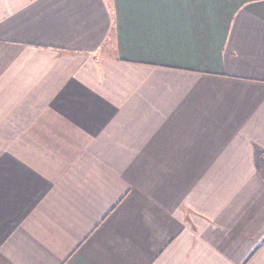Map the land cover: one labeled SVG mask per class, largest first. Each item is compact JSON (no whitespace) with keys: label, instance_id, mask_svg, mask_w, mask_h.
<instances>
[{"label":"crops","instance_id":"1","mask_svg":"<svg viewBox=\"0 0 264 264\" xmlns=\"http://www.w3.org/2000/svg\"><path fill=\"white\" fill-rule=\"evenodd\" d=\"M0 264H264V0H0Z\"/></svg>","mask_w":264,"mask_h":264}]
</instances>
